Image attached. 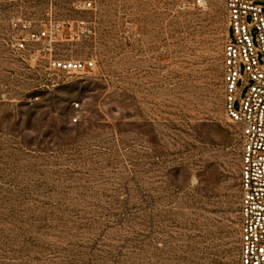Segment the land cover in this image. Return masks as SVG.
Returning a JSON list of instances; mask_svg holds the SVG:
<instances>
[{
	"label": "rangeland",
	"instance_id": "rangeland-1",
	"mask_svg": "<svg viewBox=\"0 0 264 264\" xmlns=\"http://www.w3.org/2000/svg\"><path fill=\"white\" fill-rule=\"evenodd\" d=\"M227 28L224 0H0V264H241Z\"/></svg>",
	"mask_w": 264,
	"mask_h": 264
},
{
	"label": "built area",
	"instance_id": "built-area-1",
	"mask_svg": "<svg viewBox=\"0 0 264 264\" xmlns=\"http://www.w3.org/2000/svg\"><path fill=\"white\" fill-rule=\"evenodd\" d=\"M224 7L228 24L222 54L225 109L240 132L241 264H264V0H224ZM11 27L19 30L18 51L26 50L29 43L50 45L54 36L53 26L35 29L27 19L13 18ZM51 64L65 72L87 73L95 60L51 59ZM243 86L247 91L240 97Z\"/></svg>",
	"mask_w": 264,
	"mask_h": 264
}]
</instances>
